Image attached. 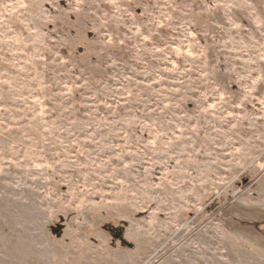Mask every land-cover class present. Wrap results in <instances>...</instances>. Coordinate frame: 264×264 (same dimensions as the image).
Segmentation results:
<instances>
[{"label": "rangeland", "instance_id": "obj_1", "mask_svg": "<svg viewBox=\"0 0 264 264\" xmlns=\"http://www.w3.org/2000/svg\"><path fill=\"white\" fill-rule=\"evenodd\" d=\"M0 264H264V0H0Z\"/></svg>", "mask_w": 264, "mask_h": 264}, {"label": "water", "instance_id": "obj_2", "mask_svg": "<svg viewBox=\"0 0 264 264\" xmlns=\"http://www.w3.org/2000/svg\"><path fill=\"white\" fill-rule=\"evenodd\" d=\"M109 231L112 233V236L115 239H120L121 242L124 245H128V246H132V243L128 242L125 237H124V232L122 230V228H118V229H114V228H110ZM116 231V232H115Z\"/></svg>", "mask_w": 264, "mask_h": 264}, {"label": "flooded vegetation", "instance_id": "obj_3", "mask_svg": "<svg viewBox=\"0 0 264 264\" xmlns=\"http://www.w3.org/2000/svg\"><path fill=\"white\" fill-rule=\"evenodd\" d=\"M110 228H111V227H110ZM110 228H109V229H110ZM115 232H116V231H115Z\"/></svg>", "mask_w": 264, "mask_h": 264}, {"label": "trees", "instance_id": "obj_4", "mask_svg": "<svg viewBox=\"0 0 264 264\" xmlns=\"http://www.w3.org/2000/svg\"><path fill=\"white\" fill-rule=\"evenodd\" d=\"M228 207H229V206H228ZM228 207H227V208H228Z\"/></svg>", "mask_w": 264, "mask_h": 264}]
</instances>
